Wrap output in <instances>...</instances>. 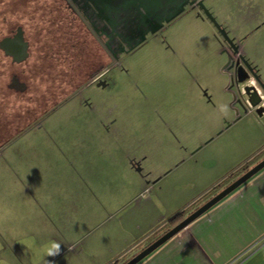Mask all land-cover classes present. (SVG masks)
Instances as JSON below:
<instances>
[{
  "label": "crops",
  "instance_id": "obj_1",
  "mask_svg": "<svg viewBox=\"0 0 264 264\" xmlns=\"http://www.w3.org/2000/svg\"><path fill=\"white\" fill-rule=\"evenodd\" d=\"M186 18L199 22L210 35L216 36L214 26L195 11L183 14L174 24ZM233 36L242 40L239 34ZM247 40L244 39L240 51L252 59L250 62L260 76L258 63L245 51ZM219 50L203 58L210 68L221 65L220 70L224 72L222 65L226 56ZM183 60L192 77L182 72L186 82L182 104L185 111L195 113L194 124L201 129L205 123L202 105L220 106L222 99L226 104L231 95L227 87L226 97L212 90L204 79L205 74L210 75L208 66L196 71L198 68L194 67L199 62ZM216 77L224 84V77ZM148 105L128 109H125L128 106H119L121 110H114L118 104L114 107L102 102L92 104L86 98L68 110L67 122L56 123L55 135L32 139L35 142L25 139L16 151L19 154L10 157L19 160L20 165L15 166L9 156L4 158H8L3 171L8 181L0 191L9 192L11 197L0 202V214L9 209L11 214L0 223L2 264H46V261L107 264L117 258H128L158 236L173 215L180 211L187 214L242 173L244 165L250 167L264 157L262 137L252 142L254 145L248 152L241 153L244 158L240 156L222 170L224 177L221 175L218 182L187 202H176L166 186H156L166 170L176 165L179 168L195 154L197 149L189 143L199 141L201 131L182 144L183 152L161 156L158 167H151L146 157L152 153L154 143L161 141V137H170L173 128L178 139H182L179 130L183 120L171 124L172 120L163 116L162 121L153 106ZM239 108L237 105V114L241 113ZM250 113L251 108L235 117L233 113L217 110V124L208 135L214 136L220 128L222 132L228 124ZM260 115L264 117V111ZM222 117L228 123L222 122ZM203 140L196 145L203 146ZM218 155H206L201 164L191 166L190 172H187L188 166L180 169V188L192 189L197 178H204L217 168ZM17 175L22 182H16ZM192 237L206 256L199 254ZM50 241L61 244L59 255H44L43 246ZM136 264H264V168Z\"/></svg>",
  "mask_w": 264,
  "mask_h": 264
},
{
  "label": "rangeland",
  "instance_id": "obj_2",
  "mask_svg": "<svg viewBox=\"0 0 264 264\" xmlns=\"http://www.w3.org/2000/svg\"><path fill=\"white\" fill-rule=\"evenodd\" d=\"M209 2L213 6V14L217 20L222 22L225 18L231 36L239 34L243 40L248 39L244 44L245 51L255 58L254 61L258 63L260 69V78L264 81V0H209ZM168 32L164 44L158 39L147 38L142 48L131 54L132 56L122 58L120 64L108 66L99 74L103 85L88 84L90 74L99 72L93 69L100 61L105 62L106 58L100 47L89 37L88 32L77 22L72 28L60 25L59 30L55 28L49 32L44 26L42 31L28 32L31 46L25 62L14 63L5 58L0 51V187L4 189L3 185L8 181L3 173L6 170L7 159L14 157V153L19 154L16 151L20 150L25 139L28 142H35L37 140L32 139L55 135L56 123L60 125V122H67L70 114L68 110L75 105L78 106V103L86 98L92 104L102 102L113 107L118 104L114 110H121L119 106L123 108L128 106L125 108L128 109L149 104L162 121L163 116L172 120L171 124L183 120L180 121L182 129L179 130L182 139H178L173 128L170 137H161V141L155 142L154 148L150 149L152 153L146 159L148 165L154 168L158 167L161 156H173L176 152H183L185 146L182 144L188 142L195 132L201 131L197 142L204 139L203 146L196 145L197 142L194 140L189 143V146L197 149L195 154L179 168H177L179 165H176L171 170H166L156 186V188L159 185L166 186V190L176 202L184 203L195 198L198 192L210 188L224 177L222 174L225 171L222 170L233 164L236 159L239 160L240 156L244 158L245 155L241 153H246L254 145L252 142L264 137V117L260 115L262 110H256L257 107L252 106H247L246 109L240 107L238 110L241 113L251 108L250 115L228 124L226 131L221 132L220 128L214 132V136L208 135L217 124L219 115L217 110L226 111V114L228 112L230 115L233 113L235 117L241 114H237L236 104L231 103V98H227L226 104L222 99L220 106L202 105L205 123L201 129L196 127L195 113L185 111L182 104L186 86L182 72H188L192 77L183 59L193 64L199 62L200 64L194 67L198 68L196 71H201L203 67L206 69L208 66L210 75L205 74V81L210 84L212 90H218L226 97L227 74L220 70L221 65L217 69L216 64L214 68L212 66L210 68L203 58L207 53L215 55L216 50L220 49V41L216 36L210 35L199 22H193L188 18L179 24L171 25ZM223 53L227 56L225 51ZM12 73H16L27 84L26 89L15 91L7 87ZM216 76L224 77V84H221ZM204 91L202 88L201 92ZM35 120L34 125L28 126ZM221 120L228 123L223 117ZM251 137L253 140L250 141ZM206 155H218L219 166L206 173L204 178H197L192 189H181L178 182V173L182 171L180 169L188 166L187 172H190L191 166L201 164ZM223 155L225 157H222ZM6 157L8 158L4 159ZM10 160L15 166L20 165L19 160L11 158ZM24 161L26 163V160ZM15 174H18V171ZM16 177L18 179L16 182H20L21 177L19 175ZM10 197L9 192L0 191V202L8 201ZM1 241L3 243V239Z\"/></svg>",
  "mask_w": 264,
  "mask_h": 264
},
{
  "label": "flooded vegetation",
  "instance_id": "obj_3",
  "mask_svg": "<svg viewBox=\"0 0 264 264\" xmlns=\"http://www.w3.org/2000/svg\"><path fill=\"white\" fill-rule=\"evenodd\" d=\"M197 1L159 0L157 3V0H0V41L20 32L27 43V56L21 61H14L1 46L0 51L5 58L14 63L25 62L31 46L28 32L42 31L44 26L49 32L55 28L59 30L60 25L72 28L77 22L88 32L89 37L100 47L106 58L105 62L100 61L93 69L99 72L89 76L91 83L97 85V82L101 81L99 74L108 66L120 64L122 58L132 56L131 54L142 48L147 38L158 39L164 43L165 32L183 14L195 11L212 24L197 5ZM201 1L217 20L209 0ZM217 22L237 44L238 52L247 59L240 51L244 40H236L231 36L225 21ZM215 31L222 51L231 54L230 45L223 40L216 28ZM227 74L228 78L232 76L229 70ZM19 82H23L24 88H27V84L16 73H12L7 87L17 91L15 87L9 85L18 86Z\"/></svg>",
  "mask_w": 264,
  "mask_h": 264
},
{
  "label": "water",
  "instance_id": "obj_4",
  "mask_svg": "<svg viewBox=\"0 0 264 264\" xmlns=\"http://www.w3.org/2000/svg\"><path fill=\"white\" fill-rule=\"evenodd\" d=\"M159 0H157L158 3ZM197 5L203 11L205 16L212 22L214 27L217 29L219 34L222 36L223 40L226 41L230 48L232 49V53H227L226 60L222 65V70L227 74V70H229L232 74L230 78H228L227 86L228 91L231 95V103H235L246 109L249 107H257L256 110L261 109L264 111V81L261 80L259 74L255 70V66L251 64V62L246 59L243 55L238 52L237 44L233 42V39L229 37L227 31L222 27L215 17L211 14L208 8L203 4L201 0L197 1ZM183 8V5H182ZM0 46L5 49L6 53L11 55L14 61H21L27 56V43L23 40V37L20 32L15 34L13 37L3 38L0 41ZM227 67V68H226ZM226 68V69H225ZM228 75V74H227ZM253 79L255 82V86L249 84V80ZM103 85L102 81L97 82V85ZM15 87L17 90L24 89L25 85L23 82H19L18 86ZM235 105V110H237V106ZM261 168H264V157L258 160L256 163L248 167L242 173H240L237 177L223 186L221 189L216 191L209 198L204 200L197 207L188 212L182 219L176 222L174 225L170 226L163 232H161L158 236H156L153 240L143 246L139 251L122 261L120 264H136L143 258H145L148 254H150L154 249L168 240L170 237L175 235L178 231L185 228L192 220L196 217L204 213L207 209H209L212 205L222 199L224 196L229 194L231 191L236 189L240 184H242L245 180H247L250 176L256 173ZM139 170V167L136 168ZM192 242L197 248L199 254L206 256L202 247L195 241L192 237ZM111 262L107 263L110 264Z\"/></svg>",
  "mask_w": 264,
  "mask_h": 264
},
{
  "label": "clouds",
  "instance_id": "obj_5",
  "mask_svg": "<svg viewBox=\"0 0 264 264\" xmlns=\"http://www.w3.org/2000/svg\"><path fill=\"white\" fill-rule=\"evenodd\" d=\"M11 214V210H3V214H0V223H3L6 218ZM61 244L55 241H50L46 245L43 246V253L45 256H57L60 254ZM46 264H51V262H47Z\"/></svg>",
  "mask_w": 264,
  "mask_h": 264
},
{
  "label": "trees",
  "instance_id": "obj_6",
  "mask_svg": "<svg viewBox=\"0 0 264 264\" xmlns=\"http://www.w3.org/2000/svg\"><path fill=\"white\" fill-rule=\"evenodd\" d=\"M255 70H257V69H255ZM86 81V80H85ZM84 81V82H85ZM83 82V83H84ZM83 83H81V84H83ZM81 84H79V85H81ZM78 85V86H79ZM35 122H36V120L35 121H32V123L30 122V124H28V126H30V125H34L35 124ZM22 131V130H21ZM20 131V132H21ZM19 133V132H18ZM17 133V134H18ZM248 168V165H244L243 167H242V170H245V169H247ZM184 211H180V212H178V213H176L175 215H173L169 220H168V226H166V228L164 229V230H166L167 228H169L170 226H172V225H174L176 222H178L180 219H182L183 217H184V213H183ZM164 230H162V232L164 231ZM127 258V257H126ZM126 258H123V259H115V260H113V261H111V263L110 264H120L121 262H122V260H125Z\"/></svg>",
  "mask_w": 264,
  "mask_h": 264
},
{
  "label": "built area",
  "instance_id": "obj_7",
  "mask_svg": "<svg viewBox=\"0 0 264 264\" xmlns=\"http://www.w3.org/2000/svg\"><path fill=\"white\" fill-rule=\"evenodd\" d=\"M249 84H251V85L256 87L255 82H254V80L252 78L249 80Z\"/></svg>",
  "mask_w": 264,
  "mask_h": 264
}]
</instances>
